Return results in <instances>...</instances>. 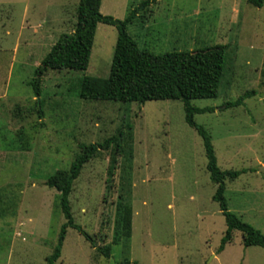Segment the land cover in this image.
Segmentation results:
<instances>
[{
	"label": "rangeland",
	"instance_id": "374dc122",
	"mask_svg": "<svg viewBox=\"0 0 264 264\" xmlns=\"http://www.w3.org/2000/svg\"><path fill=\"white\" fill-rule=\"evenodd\" d=\"M77 4L0 0V264H48L64 224L48 177L68 169L80 145L102 143L126 124L131 170L118 157L108 190L111 149L99 151L68 197L74 224L98 245L111 244V257L69 228L55 264H264V249L245 248L238 232L217 253L224 217L212 200L202 140L186 124L181 101L79 98L81 79L109 75L114 27L97 25L86 70H47L34 97L29 83L58 38L73 31ZM136 9L127 33L140 50L227 47L218 96L191 101L213 112L195 114L194 122L210 135L219 169L242 171L225 182L228 212L264 236V0L260 8L247 0H100V14L117 20ZM250 91L241 105L224 108ZM122 186L130 189L131 237L115 244Z\"/></svg>",
	"mask_w": 264,
	"mask_h": 264
},
{
	"label": "trees",
	"instance_id": "16d2710c",
	"mask_svg": "<svg viewBox=\"0 0 264 264\" xmlns=\"http://www.w3.org/2000/svg\"><path fill=\"white\" fill-rule=\"evenodd\" d=\"M247 2L256 8L262 7L263 4V0H247ZM99 9L100 0H78L73 31L58 38L42 59L39 68L36 70L35 78L29 83L34 97L39 98L40 96V78L47 70H86L97 25L104 24L114 27L117 38L109 75L105 79L93 77L81 79L79 81V98L103 102H135L138 104H144L148 101H181L186 124L194 129L202 140L207 161L206 170L211 183L215 186L212 200L218 204L224 217L226 229L220 240L217 253L222 252L225 245L231 243L234 232L240 233L242 245L245 248L258 246L264 249V236L251 225L228 212L225 203V182L235 180L242 171H222L219 169L210 135L202 126L194 122L195 114L213 112L212 108H196L192 106L191 101L218 96L227 47L216 45L194 52L173 51L162 55H153L146 50H140L136 42L127 33V27L136 18L138 9L131 11L123 20L103 16ZM254 94L253 91L246 92L234 102L226 103L224 108L239 106L245 99L254 96ZM36 104L40 106L39 101ZM38 113L41 117L40 108H38ZM131 136L132 126L126 124L119 127L113 136L102 143L82 144L80 145V154L75 157L68 169L56 171L48 177L45 184L58 192V206L64 218L58 244L47 258L48 264H55L59 259L65 234L69 228L84 236L99 255L106 259L111 257V244L98 245L93 237L84 233L79 226L74 224L68 197L83 166L94 158L99 151H109L110 149V165L107 171L109 186L107 189L111 190L118 157L124 158L129 165L128 170H131L129 162L131 154L127 155L128 152H126L129 151L127 142H130ZM120 191L117 206L120 238L118 236L115 244L120 240L127 243L131 237L133 211L130 203V189L122 186ZM122 264L130 263L124 261Z\"/></svg>",
	"mask_w": 264,
	"mask_h": 264
},
{
	"label": "crops",
	"instance_id": "0c3cea01",
	"mask_svg": "<svg viewBox=\"0 0 264 264\" xmlns=\"http://www.w3.org/2000/svg\"><path fill=\"white\" fill-rule=\"evenodd\" d=\"M45 30H46V29H44V31H45ZM44 31H43V32H44ZM40 35H42V34H40ZM53 45H54V44H53Z\"/></svg>",
	"mask_w": 264,
	"mask_h": 264
}]
</instances>
